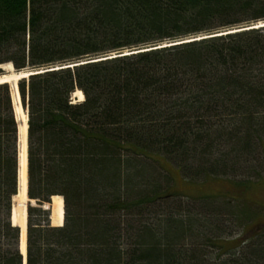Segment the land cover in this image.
<instances>
[{
	"label": "trees",
	"instance_id": "1",
	"mask_svg": "<svg viewBox=\"0 0 264 264\" xmlns=\"http://www.w3.org/2000/svg\"><path fill=\"white\" fill-rule=\"evenodd\" d=\"M259 21L264 0H0V65L42 71L17 84L26 255L12 218L20 121L0 83V264H264V224L224 237L253 211L186 204L164 164L195 182L261 178ZM58 195L53 226L44 205Z\"/></svg>",
	"mask_w": 264,
	"mask_h": 264
},
{
	"label": "rangeland",
	"instance_id": "2",
	"mask_svg": "<svg viewBox=\"0 0 264 264\" xmlns=\"http://www.w3.org/2000/svg\"><path fill=\"white\" fill-rule=\"evenodd\" d=\"M259 23L264 24L263 21H259L256 24H259ZM125 53H127V51H125ZM23 72H31V71H23ZM10 74L7 72V70L0 68V76L1 75L9 76ZM14 74L20 75V73H15V72ZM9 85L11 87V83ZM74 97H75V100H79L78 96H74ZM19 106H20V103H19ZM19 113H20L19 116L17 115L19 119H23L24 117L27 116L25 110H23L22 108H20ZM21 148L22 147L20 146V151L22 150ZM20 157H21V154H20ZM259 160H260V164H262L263 166L264 158L262 154L260 155ZM166 162H164V164L167 167V170L168 169L171 170L172 175H173L172 177L173 182L170 183V186L172 187V189H174L172 190V192L175 194L178 193L181 196H183L185 198L186 204H189L188 203L189 200H192V199L196 200L197 198L213 197L215 198V200L211 199L208 201L214 202V204L212 207L209 204L207 207V211L211 210V208L226 210L225 207L227 206L228 203H230V206L232 207L235 206L236 208H239V209L244 207V208H248L251 212L253 211L252 215L256 218L254 219L249 218L250 220L246 219L244 220V223L241 224L240 226L234 225L233 227V225L231 226L225 225L226 227H224L223 230L227 229V235L226 234L224 235L226 239L228 240L229 239L230 240L231 239H239V240L245 239L247 236L248 237L251 236L252 228H254L255 226H263L264 224V166L261 170L262 176L260 179L254 176V178H251L249 180L250 183L247 184L246 188L244 184H241L240 185L241 188H239V186L236 185L237 184L236 182L244 181L246 179L239 178L236 182H234L235 180H229L230 178L226 179L223 177H218V178L209 177L207 179L201 178L197 180L196 182L190 181L187 179L185 180L180 176L178 168L171 167L170 165H168L170 163L169 162L166 163ZM167 170L164 169V172L167 173L168 172ZM27 200H28L27 198L23 199L21 197H18L16 198V201L14 204V207L17 208V218H18L17 223L18 225L21 226V228H23L24 226V223H23L24 217L22 216L24 207L22 203H24L25 206H27V203H28ZM203 203L205 202L203 201ZM51 205L50 204H47V206L44 205V208L46 207L45 209H48L50 207L51 212H53L54 207H55L53 201ZM230 206H227V207L229 208ZM223 219H225L224 221L227 222L226 214L223 217ZM51 221H52V217H51ZM229 233H231V235H229Z\"/></svg>",
	"mask_w": 264,
	"mask_h": 264
},
{
	"label": "bare ground",
	"instance_id": "3",
	"mask_svg": "<svg viewBox=\"0 0 264 264\" xmlns=\"http://www.w3.org/2000/svg\"><path fill=\"white\" fill-rule=\"evenodd\" d=\"M255 27H263L264 24L263 23H259V24H255L254 25ZM193 38H190L188 40H182L180 42H187V41H190L192 40ZM179 42V43H180ZM0 68H3L5 70H7V72L10 74L9 76L8 75H1L0 76V83H7V84H10L11 83V89H12V97H13V100L15 102V110L17 112V115L19 116V111H20V108H21V105L19 106V103H20V99H19V95H18V91H17V84H18V81L21 80V78L23 77H28L30 76L31 74L33 73H41V72H34V71H31L30 73L29 72H20V75H17V74H14V68L12 67V64L9 63V64H1L0 65ZM14 71V72H13ZM16 73V72H15ZM76 93V92H75ZM78 93H76L75 95H77ZM81 98V97H80ZM17 116V117H18ZM18 121H22L20 123V126H19V132H20V142H21V157H20V170H19V185H20V188H19V192L18 194L15 196V199H14V204H15V201H16V198L18 197H21L23 199H28V196H27V178H28V174H27V153H26V148H27V135H28V131H27V128H28V121H27V116L24 117L23 119H19V117L17 118ZM29 201V199L27 200ZM52 201L55 205L54 207V210L52 212V225H62L63 224V221H64V212H65V205H64V199L61 195H58V196H55V197H52ZM51 201V203H52ZM50 203V205H51ZM24 209H23V217H24V220H23V223H24V226L22 228V234H21V250L23 252V254L25 255L26 254V242H27V239H26V222H27V217H26V214H27V207L28 206H25L24 203H22ZM52 206V205H51ZM12 218H13V223L14 225H18L17 223V208L14 207L13 209V215H12ZM20 226V225H19ZM21 228V226H20Z\"/></svg>",
	"mask_w": 264,
	"mask_h": 264
},
{
	"label": "water",
	"instance_id": "4",
	"mask_svg": "<svg viewBox=\"0 0 264 264\" xmlns=\"http://www.w3.org/2000/svg\"><path fill=\"white\" fill-rule=\"evenodd\" d=\"M25 264H26V261H25Z\"/></svg>",
	"mask_w": 264,
	"mask_h": 264
}]
</instances>
